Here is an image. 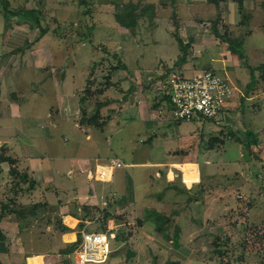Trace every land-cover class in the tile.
I'll list each match as a JSON object with an SVG mask.
<instances>
[{"label": "crops", "instance_id": "obj_1", "mask_svg": "<svg viewBox=\"0 0 264 264\" xmlns=\"http://www.w3.org/2000/svg\"><path fill=\"white\" fill-rule=\"evenodd\" d=\"M127 1L139 3L136 12L141 13L135 27L116 20L119 39L138 43L132 47L137 63L131 67L116 52L101 50L100 58L94 60L98 51L92 52L90 63L78 67L85 35L76 36L75 43L69 39L77 47L73 51L66 42L73 33L55 31L71 28L61 21L60 9L76 11L73 0H55L57 5L32 0L38 15L42 13L39 24L16 20L23 10L19 6L10 17L0 11V147L15 159L13 167L33 182H14L15 188L11 183L4 188L7 194L2 192L0 201L7 200L11 189L17 211L6 210L0 219L5 235L0 264H79L69 247L81 239L82 230L103 231L107 226L114 227L117 238L108 260L98 264H142L149 247L162 250L153 214L167 213L162 207L172 198L179 200L200 185L202 166L194 154L202 153L210 166V158L224 147L217 144L201 152V135L196 138L187 123L192 121L171 119L160 82L172 72L193 75L214 69L235 86L233 96L249 101L264 94V59H253L264 54V0H243V8L238 0ZM47 12H53L52 22L44 20ZM28 26L35 33L40 27L48 31L38 36L31 53H22L18 37ZM158 30L170 35L165 39L170 51H153L152 59L144 61L136 48L155 45ZM244 32L243 46L251 44L241 59L221 35L238 39ZM60 41L66 45L63 54L53 47ZM243 66L259 70L262 84L256 91L232 78ZM233 102L221 113L226 119L221 124L234 127L238 122ZM112 160L121 165L112 166ZM0 165V171L12 166ZM188 165L196 166V178L187 177ZM101 166L108 169L105 178L97 176ZM135 222L137 227L132 226Z\"/></svg>", "mask_w": 264, "mask_h": 264}, {"label": "rangeland", "instance_id": "obj_2", "mask_svg": "<svg viewBox=\"0 0 264 264\" xmlns=\"http://www.w3.org/2000/svg\"><path fill=\"white\" fill-rule=\"evenodd\" d=\"M45 1L57 5L55 0ZM96 1L99 3V8L94 4ZM110 1L121 0H94L90 2L92 6L82 5L79 0H73L76 11L71 7L73 12L70 13L60 9L61 21L71 23V28L68 30L65 27L55 28V31L64 35H68L69 31L73 33L74 37L66 38L68 46L71 44L70 40L74 39V43L79 40L75 39L76 36H81L82 33L85 35L82 36L85 46H80L77 52L78 57L83 59L78 62V67L83 68L86 62L90 63L91 53L96 51L98 53H95L94 60L100 58L102 52L109 51V53L116 52L128 66L137 63L132 50L134 45L132 38H127L126 42L119 39L120 33L114 11H120L122 2L116 7ZM127 2L126 0L124 3ZM17 6L23 10L16 20L33 22L31 15L27 13L28 10L36 11L32 0H9L8 7L11 10H15ZM52 13L44 14V20L52 22L54 19ZM34 31L33 27L28 26L22 29L23 33H19L18 40L22 53L32 52V45L38 39L40 32L39 29L37 33ZM169 37L170 35L165 34L164 31L158 30L156 37L158 41L154 43L155 45H141L135 52H139V55L143 54L144 61L148 57L149 60L152 59L153 51L167 55L170 50L165 39ZM142 38L140 41L144 40V37ZM244 40L246 41L245 38ZM250 44L251 42H247L242 47L244 52ZM71 45L75 51L77 47L73 43ZM119 45L122 48L118 49ZM53 47L55 52L61 51L63 54L66 48L65 41H60L59 45ZM253 59L261 61L264 59V54L259 57L254 56ZM246 63L247 61L244 65ZM110 67L111 65L108 68ZM240 69L238 68L235 74H231L232 78L240 80L247 89L256 91L259 84H262L257 80L260 75L259 70L253 72L245 66ZM259 95L261 97H254L249 101L242 95L232 97V102L235 100L231 106V110L235 112L232 115L238 117L234 127L221 124L226 120L224 114L212 119L202 118L199 121L187 122L191 125V129L195 130L192 134H196V138L201 135L199 139L201 152L217 144L219 147L220 144H224V147H220V152L210 158L212 161L210 166L205 164L206 158L202 153L199 154L197 151L194 154L202 166L203 175L200 185L184 194V197L180 196V201L172 198L168 206L162 207L163 212H167L165 214H169L171 220L167 233L170 238L158 234L156 241L162 250L156 252L147 246L148 250L145 258L142 257V264H264V94ZM186 170L188 178H196L195 165L186 166ZM209 170H211L210 174ZM15 180L8 171L4 169L0 171V197L4 188L13 184ZM178 202L183 208L176 206ZM155 217L154 213L153 218ZM132 226L137 227V222ZM178 228L180 245L175 247L172 238L178 232Z\"/></svg>", "mask_w": 264, "mask_h": 264}, {"label": "built area", "instance_id": "obj_3", "mask_svg": "<svg viewBox=\"0 0 264 264\" xmlns=\"http://www.w3.org/2000/svg\"><path fill=\"white\" fill-rule=\"evenodd\" d=\"M159 89L169 103V113L177 121H199L215 118L231 101L235 86L230 80L212 69H203L193 75L173 72L162 80ZM112 166H120L119 160H112ZM108 169L101 166L97 176L105 178ZM107 226L103 231H81V241L74 250L73 260L79 264L106 262L112 252V242L117 233Z\"/></svg>", "mask_w": 264, "mask_h": 264}, {"label": "trees", "instance_id": "obj_4", "mask_svg": "<svg viewBox=\"0 0 264 264\" xmlns=\"http://www.w3.org/2000/svg\"><path fill=\"white\" fill-rule=\"evenodd\" d=\"M214 3H218L217 0H210ZM240 3V6L243 8V0H238ZM80 4L82 5H88V6H92V4H90L89 0H79ZM111 2V1H110ZM115 3V2H114ZM124 3V2H123ZM120 5L121 9L118 12H115V16H116V20L123 26L126 27H135L136 24L138 23V19L141 15V13H137V9L139 8V3H134L133 1H128L127 4H123ZM9 0H0V11L5 13L6 17H10L12 14H15V12L13 10H11L9 7ZM119 4L116 3V7H118ZM142 10H144V7L141 8ZM88 11V10H87ZM28 14L31 15L33 22L32 23H36L39 24V18L42 16V13L40 12V14L38 15V11H34V10H28L27 11ZM38 15V16H37ZM39 35L41 36L43 35L45 32L48 31V28H44V27H40L39 28ZM246 33H242L241 36L238 39H233L230 38L228 36H223L221 35V37L226 40L227 42H229V46L230 48L236 53L238 54V56L241 59H244L246 57V54L243 50V42H244V38H245ZM124 67V65H123ZM113 68V66H112ZM260 68L264 69V63L260 64ZM249 133H251V131H249ZM255 141V139H254ZM4 150H6L5 148L1 147L0 148V163L2 162H9L10 164H12L11 168L8 170V174L10 176L13 177V179L15 180V183H17V185H19L21 182L24 183H29V186H31L33 184L32 180H29L28 174L25 172H20L16 167H13V163H15V159H13L10 156L5 155ZM14 184V183H13ZM12 184V188H15ZM11 190V189H10ZM10 190L8 189V195H7V200H1L0 201V209H1V213H0V219L3 216V213L5 214L6 210L11 211V210H16V202H14V198L16 197H11L10 194ZM16 191V189L14 190ZM4 194H7V191H4ZM14 199V200H13ZM13 202V203H12ZM156 217L154 219L155 223H156V230L159 231L165 238H170L168 233V229L169 226L171 225L170 222V217L168 215L162 214L160 212H156ZM180 229L178 228V232L174 234L172 241H174V246L175 247H179L180 245V233H179ZM264 234V232H263ZM5 239V235L3 234V232L0 229V240H4ZM81 239H78L77 242H74L70 247H69V251H71V253L73 254L74 250L76 249V247L79 245Z\"/></svg>", "mask_w": 264, "mask_h": 264}, {"label": "bare ground", "instance_id": "obj_5", "mask_svg": "<svg viewBox=\"0 0 264 264\" xmlns=\"http://www.w3.org/2000/svg\"><path fill=\"white\" fill-rule=\"evenodd\" d=\"M186 183V182H185ZM193 183V182H192Z\"/></svg>", "mask_w": 264, "mask_h": 264}]
</instances>
